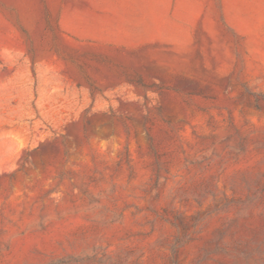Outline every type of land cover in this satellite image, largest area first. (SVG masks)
<instances>
[{
    "label": "rangeland",
    "instance_id": "1",
    "mask_svg": "<svg viewBox=\"0 0 264 264\" xmlns=\"http://www.w3.org/2000/svg\"><path fill=\"white\" fill-rule=\"evenodd\" d=\"M0 264H264V0H0Z\"/></svg>",
    "mask_w": 264,
    "mask_h": 264
}]
</instances>
